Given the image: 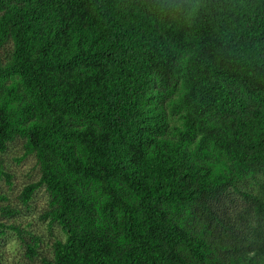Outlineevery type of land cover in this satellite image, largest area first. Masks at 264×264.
Listing matches in <instances>:
<instances>
[{"label":"trees","instance_id":"trees-1","mask_svg":"<svg viewBox=\"0 0 264 264\" xmlns=\"http://www.w3.org/2000/svg\"><path fill=\"white\" fill-rule=\"evenodd\" d=\"M17 140L41 264H264V0H0Z\"/></svg>","mask_w":264,"mask_h":264},{"label":"rangeland","instance_id":"rangeland-1","mask_svg":"<svg viewBox=\"0 0 264 264\" xmlns=\"http://www.w3.org/2000/svg\"><path fill=\"white\" fill-rule=\"evenodd\" d=\"M22 154L21 140L9 144L0 154L6 172L0 179V222L17 227L23 238L20 240L13 229H5L7 234L0 239V254L4 264H41L40 259L48 255L58 229L50 228L40 217L47 206V195L42 188L28 203L21 200L22 189L39 178L35 158L29 155L22 159ZM34 240L38 241V256L26 247Z\"/></svg>","mask_w":264,"mask_h":264}]
</instances>
